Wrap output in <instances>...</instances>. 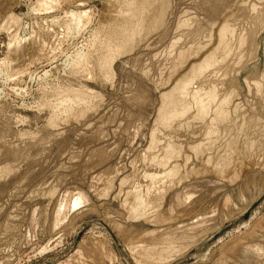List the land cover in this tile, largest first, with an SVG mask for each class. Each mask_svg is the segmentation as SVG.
<instances>
[{"label":"rangeland","instance_id":"obj_1","mask_svg":"<svg viewBox=\"0 0 264 264\" xmlns=\"http://www.w3.org/2000/svg\"><path fill=\"white\" fill-rule=\"evenodd\" d=\"M0 264H264V0H0Z\"/></svg>","mask_w":264,"mask_h":264},{"label":"bare ground","instance_id":"obj_2","mask_svg":"<svg viewBox=\"0 0 264 264\" xmlns=\"http://www.w3.org/2000/svg\"><path fill=\"white\" fill-rule=\"evenodd\" d=\"M77 15V14H76ZM202 71V70H201ZM193 80V79H192ZM258 84V83H257ZM206 98V97H205ZM212 101V100H211ZM222 102V101H221ZM225 102V101H224ZM198 110H200V108L198 109ZM220 111H221V109H220ZM200 113V112H199ZM213 113V112H212ZM223 113V112H222ZM198 114V113H197ZM200 115H202V114H200ZM176 117V116H175ZM213 123V122H212ZM213 125V124H212Z\"/></svg>","mask_w":264,"mask_h":264}]
</instances>
